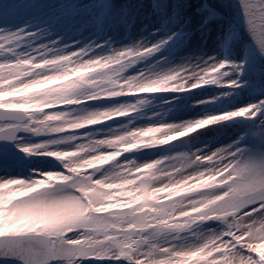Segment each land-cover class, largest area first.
<instances>
[{
	"label": "snow or ice",
	"instance_id": "6c2138e0",
	"mask_svg": "<svg viewBox=\"0 0 264 264\" xmlns=\"http://www.w3.org/2000/svg\"><path fill=\"white\" fill-rule=\"evenodd\" d=\"M0 264H264V0H0Z\"/></svg>",
	"mask_w": 264,
	"mask_h": 264
}]
</instances>
